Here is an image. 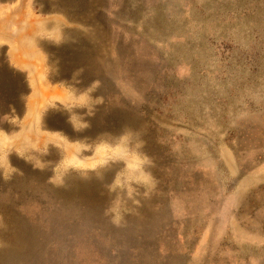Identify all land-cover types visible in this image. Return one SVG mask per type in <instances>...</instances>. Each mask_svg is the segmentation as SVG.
Masks as SVG:
<instances>
[{"label": "rangeland", "instance_id": "rangeland-1", "mask_svg": "<svg viewBox=\"0 0 264 264\" xmlns=\"http://www.w3.org/2000/svg\"><path fill=\"white\" fill-rule=\"evenodd\" d=\"M0 57L3 264H264V0H0Z\"/></svg>", "mask_w": 264, "mask_h": 264}, {"label": "bare ground", "instance_id": "bare-ground-1", "mask_svg": "<svg viewBox=\"0 0 264 264\" xmlns=\"http://www.w3.org/2000/svg\"><path fill=\"white\" fill-rule=\"evenodd\" d=\"M29 1V0H28ZM54 1V0H53ZM84 4V3H83ZM93 4V3H92ZM95 4V3H94ZM87 5V4H86ZM91 5V4H90ZM39 6V5H38ZM93 6V5H92ZM55 7V6H54ZM89 7V6H88ZM91 7V6H90ZM89 7V8H90ZM95 8V7H94ZM63 11V10H62ZM92 11V10H91ZM101 11V10H100ZM99 11V12H100ZM17 13V12H16ZM21 13V12H20ZM71 13H72V15L73 16H76V15H81V14H85L86 15V10H79V9H74V10H72L71 11ZM22 14V13H21ZM68 15V14H67ZM88 15V14H87ZM57 17V16H56ZM63 17V16H62ZM10 18V17H9ZM28 18V17H27ZM61 18V17H60ZM64 18V17H63ZM77 18V17H76ZM95 18V17H94ZM11 19H14L13 17H11ZM71 19V18H70ZM9 20V19H8ZM16 20V19H15ZM80 20V19H79ZM90 20V19H89ZM101 20V19H100ZM26 21V20H25ZM55 21H60L59 19H54V22ZM90 21H92V20H90ZM99 21V20H98ZM77 22V21H76ZM81 22V21H80ZM96 22V21H95ZM91 24H93V23H91ZM99 24V23H98ZM32 25V24H31ZM46 25V24H45ZM57 25V24H56ZM115 25H116V23H115ZM48 26V25H47ZM46 26V27H47ZM51 26V25H50ZM28 28V27H27ZM59 28V27H58ZM93 29H94V27H93ZM96 29V28H95ZM103 29H105V28H103ZM28 30H29V28H28ZM99 30V29H98ZM65 31V30H64ZM32 32V31H31ZM37 33V32H36ZM98 33V32H97ZM105 33V32H104ZM30 34H32V33H30ZM103 34V33H102ZM63 35V34H62ZM34 36V35H33ZM104 37V36H103ZM34 38V37H33ZM64 38V37H63ZM68 40V39H67ZM82 40V39H81ZM89 40V39H88ZM97 41V40H96ZM95 42V41H94ZM17 43H19V41L17 42ZM98 43V42H97ZM50 44V43H49ZM19 45H20V43H19ZM16 46H17V44H16ZM22 46V45H21ZM102 48H104V47H102ZM74 50V49H73ZM70 51V50H69ZM82 51V50H81ZM107 51V50H106ZM87 51H85V53H86ZM72 53V52H71ZM54 55V54H53ZM72 56V55H71ZM56 57V56H55ZM1 58V57H0ZM71 58V57H70ZM72 59V58H71ZM100 59V58H99ZM2 61V60H1ZM0 61V62H1ZM3 62V61H2ZM54 63H56V62H54ZM107 63V62H106ZM98 66V65H97ZM5 68V67H4ZM8 70V69H7ZM4 71H5V69H4ZM86 71V70H85ZM2 72V71H1ZM90 72V71H89ZM10 73V72H9ZM85 73H87V72H85ZM7 74V73H6ZM94 74V73H93ZM104 74V73H103ZM88 75V74H87ZM9 76H10V74H9ZM11 77V76H10ZM54 77V76H53ZM82 77V76H81ZM7 79V78H6ZM6 86H7V84H6ZM26 86V85H25ZM14 91V90H13ZM24 91V90H23ZM16 92V91H15ZM9 93V92H8ZM14 94V93H13ZM20 94V93H19ZM6 105V104H5ZM37 106V105H36ZM3 108H5V107H3ZM9 109V108H8ZM7 126V125H6ZM28 128H30V127H28ZM25 136V135H24ZM9 142V141H8ZM22 143V142H21ZM48 148V147H47ZM49 149V148H48ZM40 154V153H39ZM10 162V161H9ZM129 177V176H128ZM91 185V184H90ZM28 198H26V200H27ZM8 204V203H7ZM5 205V204H4ZM5 210V209H4ZM143 210V209H142ZM5 212V211H4ZM5 219V218H4ZM13 220H14V218H13ZM12 220V221H13ZM3 222V221H2ZM9 225V227H11L10 226V224H8ZM8 234V241H11L12 242V246L11 247H9L8 248V250L10 249V250H12V249H16L17 250V252L19 251V250H21V251H23V250H25V252H26V250H27V248H28V246H29V243H30V238L31 237H29V235L30 234H28V235H26V233H7ZM6 243V242H5ZM2 245H3V243H2ZM7 245H8V243H7ZM6 246V245H5ZM5 248L6 247H4L3 249L5 250ZM15 250V251H16ZM12 252V251H11ZM20 253V252H19ZM2 255H3V253L2 252H0V264H3L2 263V260H3V258H2ZM8 256V255H7ZM10 256V255H9ZM43 261V260H42ZM15 262V261H14ZM11 263V262H10ZM44 263V262H43ZM13 264V263H12Z\"/></svg>", "mask_w": 264, "mask_h": 264}]
</instances>
